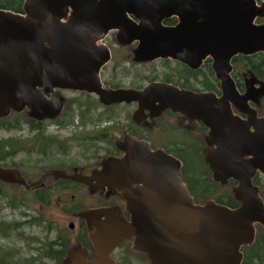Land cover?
I'll return each instance as SVG.
<instances>
[{"label":"water","instance_id":"95a60500","mask_svg":"<svg viewBox=\"0 0 264 264\" xmlns=\"http://www.w3.org/2000/svg\"><path fill=\"white\" fill-rule=\"evenodd\" d=\"M170 18L178 23L165 26ZM261 19L264 3L256 0H25L22 14L0 10V119L24 111L39 122L57 119L64 101L50 97L56 90L93 94L104 106L137 103L138 121L146 111L158 117L171 110L209 129L206 142L213 148L204 161L213 180L237 182V208L214 200L198 205L182 181L178 158L127 140L125 155L105 159L93 176L58 173L122 190L131 215L128 221L108 209L88 211L96 219L98 256L89 261L81 250L65 264H116L111 254L126 238L150 264H243V248L255 242L257 226L264 229V200L253 183L258 172L264 176V117L251 105H260L264 81L253 76L242 94L231 73L234 57L264 53ZM113 30L122 44L139 42V62L171 58L197 69L210 57L222 96L162 83L143 90L104 88L100 72L110 51L100 42ZM0 182L28 187L16 168L0 166Z\"/></svg>","mask_w":264,"mask_h":264},{"label":"rangeland","instance_id":"374dc122","mask_svg":"<svg viewBox=\"0 0 264 264\" xmlns=\"http://www.w3.org/2000/svg\"><path fill=\"white\" fill-rule=\"evenodd\" d=\"M261 23H264V19ZM115 36V33H110L106 41L102 40L111 47L115 55L114 61L109 63L102 73L104 82L108 81L127 89L132 85H146L148 78L156 76L162 70L159 62L133 66L131 58H127L129 47L119 46ZM115 63L119 64L116 69ZM246 78L249 79L250 75ZM79 94L58 91L52 95L63 99L64 103L68 102V114H65V119L51 120L45 124L49 136L57 138L55 140L58 143L47 151L31 147L33 134L30 125L22 121L27 120V112L19 113V117L9 120L10 124L19 121V125L8 129L0 128V157L3 158L4 154L11 152L1 165L17 168L28 180V187L0 182V261L5 264H62L63 260L57 261L48 256L52 248H60L58 239L66 241V253L85 251L79 240V230L82 221H88L87 212L70 213L68 209L81 199V195L87 200L92 199L89 190L79 187L75 192L57 191L52 195V202L46 205L38 200L37 195L33 193L34 189L43 185H60L54 178L56 168L69 170L73 166L80 168L91 166L95 162L97 164L108 153L104 149L114 137L110 142L109 139H104L106 145L100 140L95 143V134L96 137L98 134L100 136L99 132L112 126L115 121L127 124L128 117L131 118L137 108L123 105L107 108L97 101L95 103L92 95ZM259 112L264 114V103ZM109 132L123 136L120 130L110 129ZM70 137L73 138L64 140ZM194 167H198V164ZM188 174L191 175L190 172ZM258 184L264 191L263 176ZM96 192L99 197L107 195L104 190ZM231 195L232 185H228L217 188L208 199L227 200ZM72 196L76 198L73 200ZM71 224H74V229L70 228ZM130 248L133 251L132 245ZM114 259L116 264H150L144 254L130 255L128 263H119L117 255Z\"/></svg>","mask_w":264,"mask_h":264},{"label":"flooded vegetation","instance_id":"af4514ba","mask_svg":"<svg viewBox=\"0 0 264 264\" xmlns=\"http://www.w3.org/2000/svg\"><path fill=\"white\" fill-rule=\"evenodd\" d=\"M259 5H262L264 3V0H256ZM135 20V19H134ZM263 20V19H261ZM136 22H139L135 20ZM165 26H175L178 23L177 18H170L166 19L164 22ZM110 33H115V37L117 39L119 46L124 47L127 46L130 49L129 54H127V58H131V62L133 63V66H146L153 63L159 62L161 64V69L156 76H153L151 78H148V83L146 85H132L131 88L127 89H134V90H143L147 86L153 83H162L166 85L173 86L175 88H178L179 90L184 91H191L194 93H214L218 97L222 96V85L221 82L216 78L215 72L213 70L212 64L213 61L210 57L206 58L202 65L197 68L193 69L189 67L186 64H183L182 62L178 60H174L171 58H160L153 62H139L136 60L135 55V49H137L139 42L135 41L131 44H122L118 40V31L113 30ZM110 33L106 36L104 41L107 40V37L110 35ZM104 41L100 42L103 45H105L109 51H110V61L102 68L100 72L101 81L103 83L104 88L106 89H126L121 88V86L116 85L114 83H110L108 81L104 82L102 79V73L104 69L114 61L115 55L111 47H109ZM243 56L238 55L236 57ZM232 60V73L231 76L234 79L236 86L240 93H245L247 87L249 86V81L254 76L259 81H262L256 74L251 72L250 69L244 68V67H237L234 63L235 58ZM115 69L119 67L118 63H115ZM250 75V78L247 79L246 76ZM258 86V85H256ZM61 91V92H67L71 90H56L54 93ZM76 92V91H72ZM53 93V94H54ZM79 95H92L94 97V102L96 103L100 102L99 97L93 94H88L85 92H78ZM52 94V95H53ZM50 95V97H55ZM57 98V97H56ZM61 99V98H60ZM63 100V99H62ZM64 101V100H63ZM264 103V97L260 99V105L256 106L253 105L251 102V105L254 106L257 110L258 116L264 117V115L260 114L259 108L262 107ZM68 102L64 103V109L63 112L60 114V116L57 119H54L53 121H58L65 119V114L67 113L68 108ZM135 106L138 109L137 103L132 104H115L112 106H106L107 108L116 107V106ZM104 106V105H103ZM137 111V110H136ZM234 114L242 119H246L247 115L243 114L242 112L238 111L236 108L233 107ZM27 112L28 111H24ZM135 114V113H134ZM134 114L130 117H128L127 124H123L121 122L115 121L113 122L112 126H108L107 128L103 129L100 133V136L95 137V143L97 140L102 141V143L106 144L103 141H106L104 139H109V146H107L104 150H107L108 153L105 154V157L101 158V160L96 164H92L91 166L86 167H70L69 170L64 169L62 167L56 168L54 178L60 182V185H57L55 187H52V184L50 185H43L42 187L34 189V194L36 195L38 192L41 191H52V194L58 192H75L79 189V187H83L84 189H88L90 192V198L92 199H86L81 195V199L77 200L74 206L71 209H68L69 212H77V214L86 213L88 211L96 210V209H108L111 211L112 214L115 216L123 217L124 219L130 221L131 215L125 210V206L122 203V197H123V191L118 188H109V187H94L89 186L85 183L68 179V178H62L58 176V173H64L68 176H74V175H83V176H93V174L98 171L102 170V162L109 158V157H118L121 158L125 155L124 149L127 148L126 141L127 140H133L137 142H144L147 143L152 151H164L170 155H173L174 157L178 158L180 161L181 159L173 152L175 151H184L187 149L197 148L203 151V154L205 155L206 152L213 147L208 145L206 142V136L209 133V129L201 122H198L197 120H189L186 117H184L180 113H174L171 110H165L162 112V114L158 117H151L150 113L146 111V116L139 121L134 118ZM29 117V114H28ZM39 122V121H37ZM51 122V119H46L44 121H41V123H47ZM110 129H116L122 131L121 134L117 136L116 133L109 132ZM40 130H33L31 133L33 134V139L36 135H38ZM45 132L46 135L49 136L50 134L47 133V126H45ZM127 135V136H125ZM105 136V137H104ZM73 137L65 138L64 140H70ZM58 143L55 145L57 146ZM197 145V146H194ZM52 146L47 145L44 147V150L51 149ZM204 159V156H203ZM182 163V161H181ZM208 165V164H207ZM183 166V164H182ZM3 167V166H2ZM6 168H15V167H8ZM17 169V168H16ZM210 169V168H209ZM18 170V169H17ZM20 171V170H19ZM21 172V171H20ZM211 172V170H210ZM22 173V172H21ZM181 174H182V167H181ZM24 178L27 180L24 173H22ZM57 178H56V177ZM212 176V172H211ZM263 175L261 173H257L256 176L253 179V183L259 188L260 195L262 196V188L255 183L254 180L257 178H261ZM264 177V176H263ZM213 179V177H212ZM28 181V180H27ZM183 181V179H182ZM214 181V180H213ZM58 182V183H59ZM235 182V184H234ZM3 183V182H2ZM184 183V182H183ZM217 183V182H216ZM7 184V183H5ZM185 184V183H184ZM219 184V183H218ZM228 185L234 184L236 185L235 180H229ZM221 185V186H228V185ZM14 185V184H11ZM20 186V185H17ZM186 186V184H185ZM26 187V186H23ZM135 187V186H134ZM187 187V186H186ZM188 189V188H187ZM96 190H104V192H107V195L105 194L104 197H99V194H97ZM190 192V191H189ZM100 193V192H99ZM191 194V193H190ZM97 195V197H96ZM192 196V195H191ZM73 200L76 198L75 196H72ZM101 200V202H99ZM213 200V199H210ZM264 200V198H263ZM209 201V200H208ZM215 201V200H214ZM195 202V201H194ZM207 201L203 202L202 204H205ZM217 202V201H216ZM200 205V204H198ZM87 215V213H86ZM88 217V221H82L80 224V230H79V240L82 245V247L85 249V251L88 253V260L93 261L98 256V251L96 250L95 244L92 241V237L96 236V219ZM102 220H105V217L102 218ZM71 229H74V224L70 225ZM61 239L57 240V243ZM134 239H123L121 244L115 248L111 254V257L114 259L117 255L119 263H128L129 256L130 255H141L140 253H136L131 250V245L133 244ZM127 243V244H126ZM130 245H129V244ZM126 244V245H125ZM118 251V252H117ZM72 254V253H71ZM70 255V251L67 255V261L68 257ZM115 260V259H114Z\"/></svg>","mask_w":264,"mask_h":264},{"label":"trees","instance_id":"16d2710c","mask_svg":"<svg viewBox=\"0 0 264 264\" xmlns=\"http://www.w3.org/2000/svg\"><path fill=\"white\" fill-rule=\"evenodd\" d=\"M24 2L25 0H0V10L12 11L14 13L22 14L24 8ZM258 23H261V20H258ZM234 63L237 67H241V68L244 67L250 69L251 72L256 74L261 80L264 81V53H259L254 56H239L235 58ZM19 115L21 114L13 112L10 116L4 119H0V128L5 127L6 129H8L14 127L15 125L16 126L19 125L20 122L17 121L16 119H15L16 120L15 124L9 123L10 119L15 117L17 118L19 117ZM26 118L27 120L24 119L22 121L30 125L31 131L36 129L40 130L38 135H36L34 139H32L31 147L36 149L40 148L44 150V147H46L47 145L54 147L57 144V140H55L57 138L54 139L46 135L45 123L37 122L36 120H33L28 116H26ZM197 147L192 149H187L184 151H175L173 153H175L182 161L183 182L186 184L195 203L202 204L203 202L210 200L208 198L212 196L213 192H215L217 188L223 186L213 181L209 166L203 159L204 156L203 151L198 149ZM200 151L202 152V154H199ZM9 154H11V152L4 154L3 158L0 157V166L6 167V165H1V162ZM196 163L198 164V167H194ZM189 172L191 174L190 176L188 174ZM254 181L257 185H259L258 182L260 183V178H257ZM234 184H230L232 185L231 197H229L227 200L219 198L216 200L218 203L227 205L232 208H237L240 205V202H238L234 196L233 189L236 186ZM36 195L38 200L43 204L49 205L52 202L53 194L51 190L41 191L38 192ZM262 196L264 198V191L262 193ZM58 244L60 248L57 250H54L52 248L50 252H48V256L51 259H55L57 261L63 260L62 264H65L68 255V253H66L65 250L67 246L66 241L64 239H61L58 242ZM243 253H244L243 264H264V229L261 226H257V234H256L255 242L252 245L245 246L243 248ZM0 264H5V263L3 261H0Z\"/></svg>","mask_w":264,"mask_h":264}]
</instances>
